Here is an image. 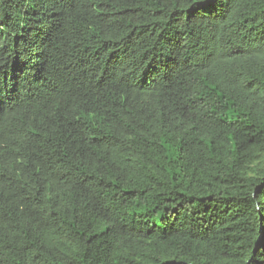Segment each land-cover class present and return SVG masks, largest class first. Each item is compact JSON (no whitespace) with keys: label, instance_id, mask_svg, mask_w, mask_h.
Segmentation results:
<instances>
[{"label":"trees","instance_id":"1","mask_svg":"<svg viewBox=\"0 0 264 264\" xmlns=\"http://www.w3.org/2000/svg\"><path fill=\"white\" fill-rule=\"evenodd\" d=\"M0 264H264V0H0Z\"/></svg>","mask_w":264,"mask_h":264}]
</instances>
